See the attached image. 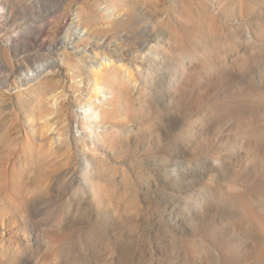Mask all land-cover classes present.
Instances as JSON below:
<instances>
[{"label": "rangeland", "instance_id": "374dc122", "mask_svg": "<svg viewBox=\"0 0 264 264\" xmlns=\"http://www.w3.org/2000/svg\"><path fill=\"white\" fill-rule=\"evenodd\" d=\"M0 264H264V0H0Z\"/></svg>", "mask_w": 264, "mask_h": 264}, {"label": "bare ground", "instance_id": "6f19581e", "mask_svg": "<svg viewBox=\"0 0 264 264\" xmlns=\"http://www.w3.org/2000/svg\"><path fill=\"white\" fill-rule=\"evenodd\" d=\"M53 63L54 62L50 61L45 65L36 66L33 71L29 72L31 74L28 73V75L24 76L25 81L29 82L35 76H37V75L40 76L42 73L44 74L46 71H48L50 68H52ZM95 89L105 90L104 86H95ZM103 93H105V92H103ZM104 100H106V99H103L102 102ZM95 103L96 104H94V105L91 104V105L87 106L85 111H83V113H82L85 116L84 119H86L85 120L86 125L84 126V130H83L82 135H83V137H88V141H90L91 144H93L95 142L92 140L93 135L96 136L97 138L99 135H101V133H98L94 128H99V125H102L101 123L103 122V119L106 116V111L104 109L105 106L100 104V102H95Z\"/></svg>", "mask_w": 264, "mask_h": 264}]
</instances>
